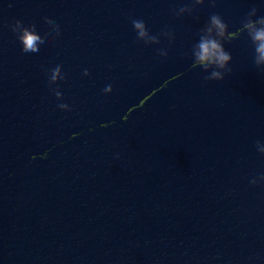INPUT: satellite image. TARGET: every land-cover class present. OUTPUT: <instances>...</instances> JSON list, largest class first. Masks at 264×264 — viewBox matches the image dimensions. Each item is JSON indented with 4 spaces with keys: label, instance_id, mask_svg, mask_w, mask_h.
I'll use <instances>...</instances> for the list:
<instances>
[{
    "label": "water",
    "instance_id": "water-1",
    "mask_svg": "<svg viewBox=\"0 0 264 264\" xmlns=\"http://www.w3.org/2000/svg\"><path fill=\"white\" fill-rule=\"evenodd\" d=\"M191 4L0 0V264H264V73L246 33L223 80L191 56L212 14L235 31L264 0Z\"/></svg>",
    "mask_w": 264,
    "mask_h": 264
},
{
    "label": "clouds",
    "instance_id": "clouds-1",
    "mask_svg": "<svg viewBox=\"0 0 264 264\" xmlns=\"http://www.w3.org/2000/svg\"><path fill=\"white\" fill-rule=\"evenodd\" d=\"M213 4L215 0H212ZM204 0H192L191 5H185L180 7L176 12L177 16L184 13H191L195 5L203 4ZM253 17H256L253 19ZM47 20V18H45ZM57 30L59 34L58 26L53 22L48 21ZM133 28L137 32V38L144 40L146 43L158 44V36L151 35L143 20L132 19ZM12 31L16 33L17 39L22 45V51L39 53L41 46H46V41L35 30L34 24L24 25L22 21L16 20L11 25ZM242 33H246L248 39L251 41L254 50L253 62L264 73V16L257 17V8L253 7L247 13L246 18L241 22L240 26L235 31H229V25L223 20L219 14H212L209 17L208 22L200 30L198 41L192 46V67L202 68L208 75L204 77L207 80H223L225 74H230L232 68L229 67V63L232 60V56L229 51L224 47L225 42H231L233 39L238 38ZM163 35L172 38V33L166 31ZM160 55L167 56V52L160 50ZM88 71H84V75H88ZM64 79L62 75L61 67L58 65L51 70L50 82L55 83L57 80ZM103 91L105 93L112 92V85H107ZM57 98L62 97V93L55 92ZM61 109H68L69 105L61 103L58 105ZM259 152L264 153V144L259 141L256 142ZM264 179V176H261ZM257 181L254 179L252 183Z\"/></svg>",
    "mask_w": 264,
    "mask_h": 264
}]
</instances>
